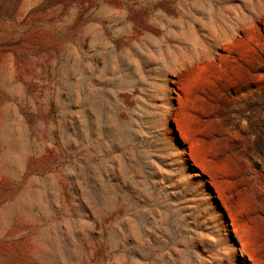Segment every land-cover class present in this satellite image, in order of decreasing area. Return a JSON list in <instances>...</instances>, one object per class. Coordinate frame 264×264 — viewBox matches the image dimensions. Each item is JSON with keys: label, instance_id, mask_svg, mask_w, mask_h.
<instances>
[{"label": "rangeland", "instance_id": "374dc122", "mask_svg": "<svg viewBox=\"0 0 264 264\" xmlns=\"http://www.w3.org/2000/svg\"><path fill=\"white\" fill-rule=\"evenodd\" d=\"M0 264H264V0H0Z\"/></svg>", "mask_w": 264, "mask_h": 264}]
</instances>
